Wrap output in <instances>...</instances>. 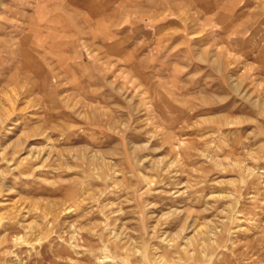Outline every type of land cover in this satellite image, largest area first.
<instances>
[{
  "label": "rangeland",
  "instance_id": "obj_1",
  "mask_svg": "<svg viewBox=\"0 0 264 264\" xmlns=\"http://www.w3.org/2000/svg\"><path fill=\"white\" fill-rule=\"evenodd\" d=\"M0 264H264V0H0Z\"/></svg>",
  "mask_w": 264,
  "mask_h": 264
}]
</instances>
